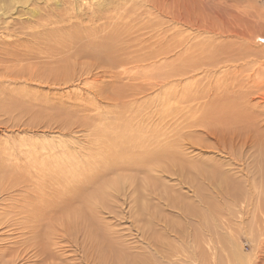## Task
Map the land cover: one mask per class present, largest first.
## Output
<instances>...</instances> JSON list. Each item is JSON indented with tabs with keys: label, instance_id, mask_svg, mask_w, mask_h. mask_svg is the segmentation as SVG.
Instances as JSON below:
<instances>
[{
	"label": "rangeland",
	"instance_id": "1",
	"mask_svg": "<svg viewBox=\"0 0 264 264\" xmlns=\"http://www.w3.org/2000/svg\"><path fill=\"white\" fill-rule=\"evenodd\" d=\"M73 3L75 0H0V24L8 26L12 33L9 43L0 39V70H10L14 86L34 94L28 100L16 93L26 103L13 106L16 117L4 123L15 130L0 131V143L4 144L6 135L11 134L45 144L56 142L59 150H65L60 157L64 161L62 168L68 172L76 168L74 184L92 194L94 184L91 186L82 168L100 172L106 168V177H115V168L119 167L114 163L124 158L115 155L112 145L120 144L116 130L121 124L124 128L126 121L134 124L135 119L146 117L145 126L152 133H144L145 145L161 149L169 143L181 144L190 160L219 163L230 186L239 189L234 190V195L226 191V196L221 195V209L212 213L206 229L203 220H189V225L204 233L203 243L198 241L193 227H185L187 231L192 228L194 234L192 238L184 234V240L169 229L168 216L174 212L165 205V198L194 195L182 171L166 172L156 182L144 172L139 173L134 184L144 191L139 203L134 185L126 182L115 206L105 210L102 218L85 213L87 221L100 225V232L112 236L110 244L120 253L148 254L156 264H264V0H223L218 8L213 2L203 8L205 26L196 40L204 44V49L197 51L194 39L189 45L197 51L191 57L203 60L198 85L207 82L208 87H213L199 91L198 96L205 94L204 99L192 98L193 106L184 108L190 109L188 114L174 120H160L156 113L160 83L166 78L158 75V70L164 62L181 65L185 52H173L163 62L155 58L158 44L149 34L155 31V20L151 14H141L145 8L130 11L117 21L113 19L109 26L112 14L98 13L102 19H96L91 7L82 9L86 12L84 18H73ZM73 24L79 27L71 28L74 33L90 25L96 29L103 25L109 36L111 31L115 36L118 28L119 45L113 54L116 61L105 60L98 67L92 58L73 57L70 41L74 40L66 39ZM256 33L262 36L255 38ZM79 40L87 44L86 38ZM69 57L71 63L66 71L53 72ZM213 104L217 110L209 115ZM131 133L135 132H128ZM39 155V160L46 158ZM111 157L115 168L108 165L106 158ZM6 163L8 168H2L6 177L0 187V264H102L95 240L89 236V226L81 221L73 227L69 214L64 212L66 196L47 203V198L43 202L41 197L31 195L38 190H20L9 201L3 199L6 194L2 190L22 181L25 171L30 170L34 177L36 174L33 164L25 168L26 159H6ZM166 168L177 167L167 164ZM68 172L66 178L72 182ZM71 201L75 206L83 204L82 196ZM141 203L149 205V212H140Z\"/></svg>",
	"mask_w": 264,
	"mask_h": 264
},
{
	"label": "bare ground",
	"instance_id": "2",
	"mask_svg": "<svg viewBox=\"0 0 264 264\" xmlns=\"http://www.w3.org/2000/svg\"><path fill=\"white\" fill-rule=\"evenodd\" d=\"M210 1L213 2L212 5L214 7L218 8L217 5L218 4L221 5L223 0H219V1L210 0ZM210 1L207 0H98V2L95 1L94 4V2L90 3L88 1V3H85L82 0H75V3H73L75 6L72 7V12L70 15L73 18L74 17L84 18L83 16L85 15L86 12H81L82 9L86 10L84 9L85 7L86 8L91 7L92 8L91 14L93 18L97 19L98 17V19L100 18L102 19V17H100L101 15L99 16L97 15L98 13L112 14L111 16L112 19L111 20L109 19L110 21H108L109 26H110L109 22H111L113 19H116L115 21H117V19L119 20L124 15L129 14L130 11L136 12L138 8H145V10L141 11V14L143 15L151 14L153 16V20H155V23L153 25L155 27V31L150 32L149 34H151V38L153 37L155 39V43L158 44L157 50L156 51L154 50L155 53L153 52L155 54V58H158V61H162V60L167 61L166 60V58H168L167 55L171 54L172 56L173 52L175 54L180 50L185 52L184 53L185 55L182 56L183 63L181 65L172 66L171 64L167 65L166 62H164L165 65L163 64V66H160L158 70V75L160 76L164 75V77H166L167 79L165 78L166 81H164L165 79L161 80L160 83L161 91L162 90L164 91H162L161 93V91L159 90L160 95L157 96V100L154 105L156 107V113L157 116L160 118V120H165L168 118L174 120V119L182 118L183 115L188 114L190 109L186 110L184 108H190L193 106L191 102L192 98H195V100L204 99L203 96L205 94L198 96L199 91L201 90L210 91L209 87L211 88L213 87V85L211 84L208 87L209 84L206 82L200 84V86H203L200 89V86L198 85V81L201 77L200 69L203 67L202 65L203 60L200 61L191 57L197 51L204 49V44L200 41H197L196 39L200 37L202 31L204 30L206 19L205 16L202 15L204 12L203 8H205L208 4H210L211 3ZM121 10H123V12ZM87 16L88 13L86 14V17ZM74 24L72 27H70L69 32H67V38H66L68 39L70 37L74 40V41H70L71 45H73L72 47L74 48V53L72 55L73 57L84 56V58H88V59L92 58L96 60L97 66L101 63H104L105 60H107V62L116 61L115 59H117V57L114 58L113 54L115 50H118L117 47L119 45V43L116 42L118 37L117 36L118 28L116 31L114 26L112 27L113 30L116 31L115 36L112 33V31L109 36V33L106 32L108 30L104 29L103 25H100L98 29L91 27L90 25L87 26L86 28H83V31L79 30L74 33L75 30L72 32L71 28L74 29L79 28ZM191 31H195V32L193 33ZM0 32H1L0 33L1 41L3 39V42L4 40H7V42L9 43L11 41L12 33L11 30H9L8 26L3 27L0 24ZM84 32L86 33V35ZM103 36L105 37L103 38ZM260 36L262 35L259 34L255 38H258ZM79 38L81 39L86 38L87 44H83V42L80 41ZM99 39L103 40V42L100 43ZM193 39L195 40L194 45L198 46L197 51H194L193 45L192 47L189 45ZM6 51H7V47H6ZM201 53L204 52L202 51ZM201 53L200 56H202ZM207 55L211 57V53L210 54L208 53ZM7 62L10 63V60L7 59ZM70 63H71L70 57L66 58V60H63V62H61V64H57L56 67H54L55 69L53 72L57 73L60 71L61 72L66 71V69L70 67ZM109 64L112 65L114 63H109ZM8 67L10 66L8 65ZM197 70L199 71L197 72ZM197 75H200V77L197 78ZM15 83H16L15 78L13 77V74L11 73L10 70L7 71L0 70V131L1 132L3 131L4 133L6 132L7 129H10V127L12 126V125L10 126L7 125L6 123H4V121L5 122L8 121V123H10V121L12 122L13 119L16 117L15 115H13L15 114V110H13L14 109L13 106L15 104L24 105L26 103L20 100L18 97H16V95L23 94L24 96L27 97L28 100H32L34 96L33 92L31 91L28 92L24 89H18L17 86H14ZM57 84L58 83L56 82L54 85L57 86ZM176 87L178 89H176ZM215 106L217 105L216 104L212 105V107L210 108V113L212 114L208 113L209 115H213L214 112H216ZM237 112L239 111L237 110ZM237 112L235 111L234 113ZM147 119L148 118L146 117L141 118V120H137V121L135 119L134 124L131 121L130 123L126 121V124L124 125L125 129L121 127L123 124L119 125L120 126L119 128L117 127L118 128V130H116L117 138L120 140V144L115 145V143L113 142L112 145L114 149L116 148L115 155L122 156V158L123 157L124 158L121 159V161H117V162H115V159L112 157L106 158L110 162L108 165L110 166L112 165L111 168H115L113 167L114 164H116L119 167V168H115L118 169L117 175L115 177L112 178L106 177L107 176L106 174L108 173L106 174L103 173V171L106 168L101 172L93 171L92 168H82L83 171L85 172L87 171L86 173L88 179H90L91 186L94 184L92 194L90 193L91 195L89 194V190L84 192L83 190H85V188L74 184L76 180V168L75 169L69 168V172L67 171L66 168H62V162L64 163V161L63 158L60 159V157L62 156V153L65 152V150L63 151L62 148H61L62 150H59L58 146H56L57 145L56 142L45 144L42 143L41 141H37V140L35 141L28 138L17 137L12 134L6 135L4 141L5 143L3 144V141L2 143H0V147H1L0 171L3 172L0 173V187H2L1 184L3 183L6 177V173H5L6 170L4 169L5 172L2 171V168L7 167L6 159L7 160L15 159L17 161H19V159H26L28 163L25 165V168L28 167L31 168L33 164L35 170L33 168L32 169L36 173L34 174L36 179L34 180L35 177L30 175L31 174L30 170L25 171L23 174L24 176H22L24 177L22 181L17 180L16 182H13L14 186L9 185L4 188L5 190H2V192H5L6 194V196H4L3 199L7 200L16 196V194L20 190L21 191L23 190L25 192L30 190L31 193L38 190L37 192H35V194H31V195L33 196L35 195L36 199L41 197L42 198L41 201L43 202L47 198L48 199L46 200L47 203H50L51 202L50 200L58 199L56 197H60L61 195H64L66 196V199H68L66 202L64 201L65 202L64 204H62V207L64 206L63 208L64 212L69 214L70 223L73 227H75V224L78 225L81 224V221H85L86 224L89 226L90 228L89 236H91L92 239L95 240L94 247L97 250L100 263L156 264L155 262L152 261L151 255L148 254L120 253L121 252L120 249H116L112 247L110 244L111 242L110 239H112L111 238L112 236H109V234L105 235L104 232H100L102 230L100 225L96 226V224H93V222H88L87 221L88 219L84 217V215L85 213H88L90 216L96 215L97 218L98 217L102 218L103 212L105 210L112 209L115 206V204L117 203L118 194L120 193L122 187L126 185V182L127 184L129 183V185L136 184L135 182L138 180L139 173L144 172L145 174L148 175L147 176L149 177L148 179H151L156 182L157 179L165 175L164 173L166 172L172 174L174 171L175 172L182 171L181 176L183 177V179L186 176L187 179L189 180L188 182L192 184L194 195L179 196V194H177L174 196L168 195V197L165 198L167 201L165 205H167L170 209H173L174 212L173 214L168 216L169 217L168 222L171 223L169 224L170 227L169 229L173 231V234H175L176 237H179V239L183 238V240L185 238L184 234H187L192 238V235L194 234V230H195L198 241L200 243H203L204 236L202 235L204 233L199 229H196V227L191 226L193 224L189 225L190 224L189 220L190 219L203 220L204 228L205 226L206 227L209 226L212 213L217 211L218 209H221L220 205H222L223 202L220 200L221 195L226 196V193H224L225 191L230 192L227 193V195L229 196L231 193L234 195L236 189L237 188L239 189V187L230 186V183H228V179L225 178L224 172L226 171L223 172L222 170H220L221 168L219 169V166L217 165L219 163L207 164L203 160L202 161L190 160L187 154L184 153V148L181 147V144L169 143L161 149H154L152 147H149L150 145L148 144L145 145L146 140H144L143 138L144 133L146 134L147 131L152 133V130L148 127L147 129L145 126L148 123ZM14 130L13 127L12 129H10L11 132H13ZM131 131L135 133L128 134V132L130 133ZM61 144L63 145V143ZM138 147L139 149L141 147V150H137ZM39 153H40L39 156L43 155L46 158L39 160L38 159ZM160 162H163L162 165L160 164ZM167 164L175 165L177 168H166ZM128 166L129 167L134 166L136 168H126ZM262 168L264 170V166ZM67 172L71 174V177L74 181L72 180V182H70V180L69 181L67 180L68 178V177L66 178ZM108 172L116 173L113 170H109ZM164 177L166 178V176ZM65 182L69 186H67ZM31 186H33L32 187L33 189H31ZM40 189H42V191ZM44 191H46V193ZM133 192L136 201L139 203L144 195V191L140 189L139 186L134 185ZM79 196L80 197L82 196L83 204L78 202V205L75 206V203L72 202L71 200H77ZM102 197L104 198L106 197V199H103ZM109 204L111 205L109 206ZM140 206H141L140 212L141 211L149 212L150 208L147 203L145 204L141 203ZM185 227L188 228L193 227L194 230L191 228L189 229V231H187L188 228ZM159 235L162 236L161 233H158V236Z\"/></svg>",
	"mask_w": 264,
	"mask_h": 264
}]
</instances>
